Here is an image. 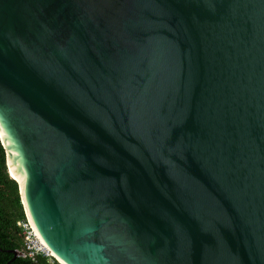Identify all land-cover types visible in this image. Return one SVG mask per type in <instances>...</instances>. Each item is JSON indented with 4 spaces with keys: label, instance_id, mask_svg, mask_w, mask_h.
<instances>
[{
    "label": "water",
    "instance_id": "water-1",
    "mask_svg": "<svg viewBox=\"0 0 264 264\" xmlns=\"http://www.w3.org/2000/svg\"><path fill=\"white\" fill-rule=\"evenodd\" d=\"M0 140L62 264H264V0H0Z\"/></svg>",
    "mask_w": 264,
    "mask_h": 264
},
{
    "label": "trees",
    "instance_id": "trees-1",
    "mask_svg": "<svg viewBox=\"0 0 264 264\" xmlns=\"http://www.w3.org/2000/svg\"><path fill=\"white\" fill-rule=\"evenodd\" d=\"M20 223H28V220L18 182L9 174L6 152L0 140V264H60L57 260L51 263L42 255H29L26 231ZM15 251L20 253L16 258Z\"/></svg>",
    "mask_w": 264,
    "mask_h": 264
},
{
    "label": "built area",
    "instance_id": "built-area-1",
    "mask_svg": "<svg viewBox=\"0 0 264 264\" xmlns=\"http://www.w3.org/2000/svg\"><path fill=\"white\" fill-rule=\"evenodd\" d=\"M26 227L30 228L29 237L26 236L27 249L30 251V256L42 255L48 259L49 262L54 263L57 260L51 253V251L42 243L39 236L34 229L28 223H23ZM22 224V225H23Z\"/></svg>",
    "mask_w": 264,
    "mask_h": 264
},
{
    "label": "bare ground",
    "instance_id": "bare-ground-1",
    "mask_svg": "<svg viewBox=\"0 0 264 264\" xmlns=\"http://www.w3.org/2000/svg\"><path fill=\"white\" fill-rule=\"evenodd\" d=\"M2 137L3 139H6V136L2 133ZM18 165L15 164L14 159L10 158V173L12 175V178H15L16 180H18L21 184H24V173L22 171H20V168L17 167ZM34 229V228H33ZM34 231L36 232V234L39 236V234L37 233V231L34 229ZM39 238H41L39 236ZM41 241H43L42 239H40ZM44 245L45 243L42 242ZM46 246V245H45ZM47 247V246H46ZM48 248V247H47ZM56 259H58V261L62 264L63 262L53 253L52 254Z\"/></svg>",
    "mask_w": 264,
    "mask_h": 264
},
{
    "label": "rangeland",
    "instance_id": "rangeland-1",
    "mask_svg": "<svg viewBox=\"0 0 264 264\" xmlns=\"http://www.w3.org/2000/svg\"><path fill=\"white\" fill-rule=\"evenodd\" d=\"M20 224H23V223H20ZM23 227H24V229H25V231H26V235H28L27 237H29V234H30V228H28V227H26L24 224H23ZM59 262V261H58ZM61 264V263H60Z\"/></svg>",
    "mask_w": 264,
    "mask_h": 264
}]
</instances>
